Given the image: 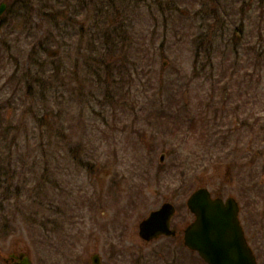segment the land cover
I'll use <instances>...</instances> for the list:
<instances>
[{
    "label": "rangeland",
    "instance_id": "rangeland-1",
    "mask_svg": "<svg viewBox=\"0 0 264 264\" xmlns=\"http://www.w3.org/2000/svg\"><path fill=\"white\" fill-rule=\"evenodd\" d=\"M263 40L264 0H9L0 264L23 251L33 264H92L95 252L103 264H207L181 242L186 200L201 186L238 198L242 146L262 151L264 184ZM165 201L179 234L146 243L139 224ZM243 201L242 219L261 216L263 191Z\"/></svg>",
    "mask_w": 264,
    "mask_h": 264
},
{
    "label": "water",
    "instance_id": "water-1",
    "mask_svg": "<svg viewBox=\"0 0 264 264\" xmlns=\"http://www.w3.org/2000/svg\"><path fill=\"white\" fill-rule=\"evenodd\" d=\"M7 7L6 2L0 5V18ZM227 94V93H226ZM227 96V95H226ZM162 153L160 161L166 160ZM189 208L195 213L196 220L185 230V244L192 250L199 251L201 257L209 264H258L248 245L243 227L239 220V206L234 198L224 201L212 198L206 188L195 191L188 199ZM175 207L170 203L153 211L140 224V235L151 240L161 234L173 235L170 219ZM18 264H32L29 256L21 254ZM93 264H102L98 253L93 254Z\"/></svg>",
    "mask_w": 264,
    "mask_h": 264
},
{
    "label": "flooded vegetation",
    "instance_id": "flooded-vegetation-1",
    "mask_svg": "<svg viewBox=\"0 0 264 264\" xmlns=\"http://www.w3.org/2000/svg\"><path fill=\"white\" fill-rule=\"evenodd\" d=\"M242 1H246V0H242ZM251 1V0H250ZM255 1V0H253ZM244 30L243 29H239V31L237 33H239V36L241 35L240 33H243ZM264 42V40H263ZM264 48V47H263ZM264 50V49H263ZM262 51V50H261ZM249 100H245V102H248ZM253 102H257L256 99L252 100ZM240 104H237V107L235 110H237V108H240ZM251 116V115H249ZM256 116L261 117V115L257 114ZM264 116V115H263ZM264 119V117H263ZM241 124V123H240ZM246 127L248 129H250L251 131H256L258 130V127L254 126H250L249 123H245ZM263 124V123H262ZM241 126V125H240ZM257 126V125H256ZM255 127V128H254ZM261 128H263V125L261 126ZM252 142V141H251ZM250 142V143H251ZM243 145V144H241ZM238 163H237V167L240 169V173L238 177H240V189H239V195L238 198L236 197V199L238 200V203L240 205V217L242 214V211H244V201L243 199H247V202L249 200H251L252 198H256L257 197V193L258 190L263 191L264 192V184L258 182L256 176V171H257V163L260 159V154H262V151H259V149L254 148H246L244 146L239 147V152H238ZM213 196H220L222 198L223 197L221 194H214L212 193ZM260 206H256L254 210L258 215L260 214L261 216H257V219L255 220L253 217L250 218L246 216L245 219H242V224L244 226L245 229V234H246V238L247 241L249 242L256 258L259 264H264V206H262V208H259ZM177 208V207H176ZM175 217V216H174ZM171 221V225L172 227H174L173 225V219ZM177 230V236H178V229L176 227H174ZM176 236V237H177ZM180 238V237H178ZM161 238L152 240V241H157L160 240ZM152 241H145L146 243H150ZM181 242H183V237H181ZM19 255V253L17 252H13L12 253V260L13 263L16 264L17 262V256ZM6 261H8V264H10V260L6 259Z\"/></svg>",
    "mask_w": 264,
    "mask_h": 264
},
{
    "label": "trees",
    "instance_id": "trees-1",
    "mask_svg": "<svg viewBox=\"0 0 264 264\" xmlns=\"http://www.w3.org/2000/svg\"><path fill=\"white\" fill-rule=\"evenodd\" d=\"M49 36H52V34H50V35H48L47 37H49ZM104 38V37H103ZM103 45H104V49L106 50V51H108V55H109V63H108V61H107V63L106 64H104V65H106L107 67V69H109L108 70V76L109 77H111V73H110V67H111V64H113V63H111V61H115V60H113V59H111L112 58V54H113V52L110 50V48L109 47H107L106 46V42L105 41H103ZM127 77H126V75H122V77L121 78H119V80H121L122 82H124L123 80H125Z\"/></svg>",
    "mask_w": 264,
    "mask_h": 264
}]
</instances>
